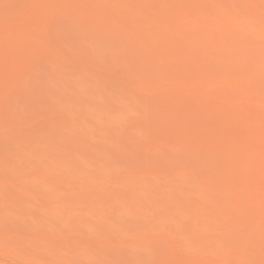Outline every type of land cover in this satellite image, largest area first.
Masks as SVG:
<instances>
[{"label":"rangeland","instance_id":"obj_1","mask_svg":"<svg viewBox=\"0 0 264 264\" xmlns=\"http://www.w3.org/2000/svg\"><path fill=\"white\" fill-rule=\"evenodd\" d=\"M15 1L0 6V107L12 113L42 98L38 69L52 17L101 43L150 113L118 137L114 168L195 173L199 183L179 203L218 248L169 237L167 218L146 224L142 243L72 236L51 220L37 184L0 200V264H264V0ZM24 111L16 124L24 116L41 123Z\"/></svg>","mask_w":264,"mask_h":264},{"label":"bare ground","instance_id":"obj_2","mask_svg":"<svg viewBox=\"0 0 264 264\" xmlns=\"http://www.w3.org/2000/svg\"><path fill=\"white\" fill-rule=\"evenodd\" d=\"M0 1L2 7L11 5ZM45 27L47 58L38 69L42 98L16 103L12 113L0 107L5 118L0 200L19 199V187L42 184L52 205L51 220L63 223L72 236L84 231L100 243L112 237L142 243L145 225L167 218L169 237L206 239L211 249L218 248L215 235L195 219L190 205L179 203L199 183L195 173L132 175L114 168L113 155L122 151L118 137L135 133L150 115L135 92L136 83L116 67L101 43L78 34L65 20L52 17ZM25 109L41 123L27 125L29 117L24 116L16 124L12 117L25 115Z\"/></svg>","mask_w":264,"mask_h":264}]
</instances>
